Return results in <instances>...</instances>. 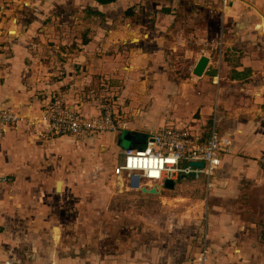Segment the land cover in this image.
<instances>
[{"label":"crops","instance_id":"0c3cea01","mask_svg":"<svg viewBox=\"0 0 264 264\" xmlns=\"http://www.w3.org/2000/svg\"><path fill=\"white\" fill-rule=\"evenodd\" d=\"M12 1L0 0V109L34 115L59 95L83 114H99L110 103L124 127L83 135H56L45 123L6 130L0 138V260L11 264L18 243L35 242V207L42 198L29 195L22 179L58 177L63 161L84 158L89 173L92 160L106 163L114 151L122 162L128 147H140L152 131L172 126L197 138L208 137L215 127L231 151L211 177H181L157 193L143 191L139 180L140 187L127 185L126 191L157 194L164 203L196 196L206 203L207 235L196 224L172 239L183 251L184 261L177 264H188V255L197 250L191 243L203 235L196 264L203 247L210 264H264V0H233L225 6L220 0H67L72 2L67 18L79 11L81 22L73 27L82 30L81 38L52 44L40 41L42 12L35 10L31 21L24 18L25 9L19 10L8 21ZM22 1L33 6L41 0ZM225 15L230 16L224 23ZM202 56L209 60L199 75L195 70ZM129 131L135 133L130 142L123 137ZM178 181L187 185L185 191L170 194ZM96 190L101 206L120 193L111 187ZM108 257L101 263L109 264ZM144 259L135 264H154Z\"/></svg>","mask_w":264,"mask_h":264},{"label":"rangeland","instance_id":"374dc122","mask_svg":"<svg viewBox=\"0 0 264 264\" xmlns=\"http://www.w3.org/2000/svg\"><path fill=\"white\" fill-rule=\"evenodd\" d=\"M21 2L23 1L10 2L11 6L8 7L13 12L10 13L8 21H12V17H17L24 9L26 10V14L23 12L24 18H32L31 21L35 19V10L42 12L43 17L39 21L42 20L41 27L44 31L40 41L52 44L56 41L67 42L74 37L81 38L82 30L78 31L73 27L74 24L81 22V18H76L79 11L77 10L74 19L67 18L65 15L68 4L72 5V2L60 0V4H56L55 1L48 0L46 3V0H41L36 1L35 5L33 3L37 9L28 4L24 6ZM29 13L31 15L27 17ZM227 16L230 15H225V21L222 16L220 17L219 25L228 20ZM46 25L53 29L50 30ZM11 34L16 33L11 32ZM44 60L52 61L49 57H44ZM43 63L46 67L45 61ZM56 97L55 100L62 96ZM97 144L100 142H93L92 146ZM111 153L106 163H96L92 160L89 173L86 172L88 160L84 158L76 159L73 164H66L63 161L61 165L63 172L58 177L21 180L20 185L28 190L29 195L35 198L41 196L42 200H37L38 206L34 207L37 209L39 218L43 216L46 221L40 222L39 218L33 220L32 228H36L32 230L35 233L33 236L35 242L33 244L29 240L18 243L14 249V254L17 256L16 259L10 260L11 264H102L106 256H109L107 259L109 264H113L111 261L114 260L119 264H135L145 261V257H150L154 264H177L184 261L182 249L172 242V239L179 238L178 235L184 227L196 224L198 231L202 230L203 225L204 234L208 233L206 203L197 196L164 203L157 194H140L141 192L138 194L136 190L130 189L126 191L127 185L131 184L126 178L118 177L113 172L115 166L121 161L120 153L116 151ZM95 157L100 156L93 154L92 158ZM203 177L205 176L201 178ZM59 181H62V185L58 188ZM11 182L14 181L11 180ZM179 184V181L176 182L178 188L170 194L179 196V193L185 191L184 188L187 185L183 183L180 187ZM252 185L255 183L252 182ZM101 187H111L120 192L116 194L117 199L111 204L105 202L101 206L96 190ZM261 187H264V184ZM75 189L79 194L74 193ZM190 189L193 191L194 187ZM86 190H90L91 194L83 196V191ZM200 219L203 223L198 225V222H201ZM105 234L118 237L119 240L105 242ZM203 239L204 235L201 241L197 239L191 243L197 250L188 255L185 260L188 264L197 263ZM178 251L181 254L180 257H178ZM3 261L0 260V264H8L7 261Z\"/></svg>","mask_w":264,"mask_h":264},{"label":"built area","instance_id":"2783aa9c","mask_svg":"<svg viewBox=\"0 0 264 264\" xmlns=\"http://www.w3.org/2000/svg\"><path fill=\"white\" fill-rule=\"evenodd\" d=\"M220 1L225 6L233 0ZM22 123L48 124L56 135H83L124 127L110 103L104 104L99 114H83L57 99L34 115L0 109V138L9 127ZM230 151L229 140L220 136L215 127L208 137L197 138L185 128L165 126L148 134L144 145L124 150L123 160L113 172L126 178L131 185L139 179L146 187L161 191L167 180L198 178L203 174L211 177L221 165L223 156ZM193 162H203L204 166ZM260 163L264 170V155L260 157ZM1 179L7 178L3 176ZM2 226L0 209V232ZM200 262L210 264L204 247Z\"/></svg>","mask_w":264,"mask_h":264},{"label":"water","instance_id":"95a60500","mask_svg":"<svg viewBox=\"0 0 264 264\" xmlns=\"http://www.w3.org/2000/svg\"><path fill=\"white\" fill-rule=\"evenodd\" d=\"M209 58L207 56H202L199 63L197 64L195 73L201 75L205 69V67L207 66ZM134 132L129 131L126 134H124V140L126 141H132L134 138ZM193 164L195 165H199V166H204L203 162H193ZM135 187H140V182L139 179H137L134 183ZM166 186L168 187H173L174 186V182L172 180H167L166 181ZM143 191L148 192V193H157L158 190H156L155 188H147L146 186H142L140 187Z\"/></svg>","mask_w":264,"mask_h":264},{"label":"trees","instance_id":"16d2710c","mask_svg":"<svg viewBox=\"0 0 264 264\" xmlns=\"http://www.w3.org/2000/svg\"><path fill=\"white\" fill-rule=\"evenodd\" d=\"M116 0H101L102 3H111V2H114Z\"/></svg>","mask_w":264,"mask_h":264},{"label":"bare ground","instance_id":"6f19581e","mask_svg":"<svg viewBox=\"0 0 264 264\" xmlns=\"http://www.w3.org/2000/svg\"><path fill=\"white\" fill-rule=\"evenodd\" d=\"M136 36V35H135Z\"/></svg>","mask_w":264,"mask_h":264}]
</instances>
